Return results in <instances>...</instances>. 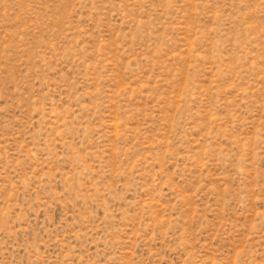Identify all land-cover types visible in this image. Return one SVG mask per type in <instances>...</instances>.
<instances>
[{"label": "rangeland", "instance_id": "374dc122", "mask_svg": "<svg viewBox=\"0 0 264 264\" xmlns=\"http://www.w3.org/2000/svg\"><path fill=\"white\" fill-rule=\"evenodd\" d=\"M0 264H264V0H0Z\"/></svg>", "mask_w": 264, "mask_h": 264}]
</instances>
